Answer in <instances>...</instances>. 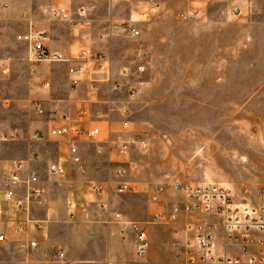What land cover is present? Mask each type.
<instances>
[{
	"label": "crops",
	"instance_id": "obj_1",
	"mask_svg": "<svg viewBox=\"0 0 264 264\" xmlns=\"http://www.w3.org/2000/svg\"><path fill=\"white\" fill-rule=\"evenodd\" d=\"M155 1L165 5L164 0H8V8L0 5V46L16 44L18 34L37 31L44 33L50 51L66 57L64 61L42 63L31 75V97L44 107L32 130L23 138L0 142V209L7 211L0 215V264H179L176 226L152 222L157 209L174 202L170 201L174 189L167 187L159 201H152L157 187L138 172L145 151L137 144L125 154L117 148L136 135H142L150 144L151 135L134 114L128 111L124 115L119 108L125 106L132 111L135 96L130 95V87H138L121 69L133 67L139 43L143 42L145 50L141 33L133 37L125 25L135 26L136 15L147 18ZM81 6L86 8L82 26L71 28L66 20L45 15L46 9L64 7L74 13ZM26 44L25 50L30 53L31 45ZM85 48L110 60L109 71L91 73L97 82L95 89L86 79H81L75 88L70 85L69 68ZM115 81L121 84L118 89L113 88ZM45 82L49 87L44 86ZM58 127H80L85 131L97 127L100 134L94 140L76 138L71 133L52 134L51 130ZM36 133L40 136L35 137ZM71 144L78 148L80 163L72 160ZM15 161L25 164V175H37L33 187L42 190L38 197L28 200L26 187H20L27 214L17 212L4 200V182ZM52 162L66 168L63 177L49 172ZM119 169L126 172L121 177ZM118 180L128 182L134 190L117 193ZM93 185H100L102 190H93ZM115 213L144 225L151 244L145 257L137 256L133 233L125 238L120 234ZM18 221L23 231L15 229ZM31 241L37 242L36 248L29 246ZM56 249L65 252V262L52 259Z\"/></svg>",
	"mask_w": 264,
	"mask_h": 264
},
{
	"label": "rangeland",
	"instance_id": "obj_2",
	"mask_svg": "<svg viewBox=\"0 0 264 264\" xmlns=\"http://www.w3.org/2000/svg\"><path fill=\"white\" fill-rule=\"evenodd\" d=\"M164 2L133 18L148 68L141 78L128 76L139 87L129 112L151 135L138 172L155 187L212 182L256 190L264 185V0ZM198 8L197 17L180 16ZM16 41L0 46L10 67L0 71V136L17 134L0 137L3 143L23 138L39 115L29 81L41 64ZM173 191L170 201L184 200Z\"/></svg>",
	"mask_w": 264,
	"mask_h": 264
},
{
	"label": "built area",
	"instance_id": "obj_3",
	"mask_svg": "<svg viewBox=\"0 0 264 264\" xmlns=\"http://www.w3.org/2000/svg\"><path fill=\"white\" fill-rule=\"evenodd\" d=\"M3 9L9 7L8 0H0ZM157 4L152 3V8ZM49 14L52 17L66 20L71 28L84 25L86 8L81 6L76 12L64 7L51 8ZM201 14L199 9L190 10L180 14L182 18L188 16L197 17ZM125 28L133 37L140 36V30L132 24L126 23ZM20 42L31 45L29 58L35 65L54 61H64L66 57L56 51H50L44 42V33L30 31L17 35ZM133 67L126 66L121 69L122 74H128L133 78H141L148 68L143 42L135 51ZM9 63L0 58V71H8ZM95 70L109 71L110 60L106 55L94 52L89 48L79 51L75 62L69 68L70 85L75 88L81 79L89 81V87L97 88V82L92 77ZM120 82L115 81L113 88L118 89ZM49 87V82L44 83ZM138 87H130V95L136 96ZM39 114L44 113V107L40 102H33ZM122 114L129 111L128 107L119 108ZM82 115V114H81ZM54 135L73 134L74 137H86L94 140L100 134V129L95 127L85 131L80 127L69 129L58 127L51 130ZM37 133L35 137H39ZM2 140L15 139L17 134L1 135ZM8 137V138H7ZM137 144L143 151H147L149 143L142 135H136L130 140H125L117 145L120 154L128 153L132 145ZM70 153L75 163H80L81 158L78 148L71 144ZM10 174L4 182V200L13 205L17 212L27 214V204L20 195V187H26L28 200L38 197L42 190L34 188L38 181L35 173L25 175L26 166L22 161H15L10 167ZM81 172L85 170L81 167ZM49 172L55 177H63L66 168L58 162L49 164ZM117 173L123 176L125 170L119 169ZM175 191L183 192L182 201L167 202L157 209L152 216V222L158 224H174L175 233L180 238L179 253L177 258L184 264H264V185L256 190L249 187L235 189L228 184L212 182L188 185L175 182L172 185ZM95 191L102 190L100 185L91 187ZM115 190L117 193H127L134 188L124 180H118ZM168 191L166 185H159L152 196V201H159L162 195ZM5 209H0V215H6ZM115 218L120 223V234L125 238L130 233L134 234L136 254L145 257L150 250V240L144 225L139 221L124 220L121 213H115ZM40 226V225H38ZM17 231H23V224L18 221L15 224ZM3 236H0L2 239ZM219 238L222 245L219 246ZM31 248H36L37 242L29 243ZM54 261L65 262L66 255L62 249H56L52 253Z\"/></svg>",
	"mask_w": 264,
	"mask_h": 264
}]
</instances>
